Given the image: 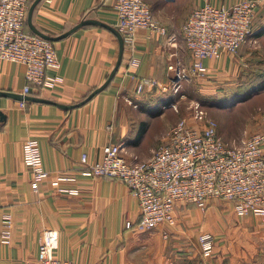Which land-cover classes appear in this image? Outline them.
Segmentation results:
<instances>
[{
    "label": "crops",
    "instance_id": "crops-1",
    "mask_svg": "<svg viewBox=\"0 0 264 264\" xmlns=\"http://www.w3.org/2000/svg\"><path fill=\"white\" fill-rule=\"evenodd\" d=\"M241 1L248 0H145L165 34L139 30L133 53L124 48L111 81L89 100L86 99L92 92L110 77L120 53L116 34L93 24L54 42L61 68L50 69L47 74H60L64 82L52 89L34 87L29 94L50 102L26 101L21 107L18 99L0 96V235L3 217L9 214L12 218L11 242L2 243L0 236V264H26L37 259L46 230L57 233L55 254L74 264H264V222L260 217L241 220L239 231L250 236L245 241L251 240L241 245L245 248L241 255L231 253L227 247L217 257L214 254L196 259L187 250V244L192 242L188 225L201 219L195 205L178 207L169 241L163 237V228L143 233L127 229L128 221L138 222V201L120 180L84 175L86 166L81 162L84 153L89 164L99 161L111 144L122 145L129 161L152 156L166 141L176 119L168 113L175 69L180 66L191 71L193 59L183 37L185 22L205 4L221 7ZM251 1L257 2V8L249 42L261 41L264 0ZM114 3L115 0H41L33 12V24L53 37L84 20L115 28ZM249 42L236 54L224 53L219 59L205 60L211 75L203 82L234 80L243 92L250 84L251 88L260 84L249 97L241 98L242 104L264 94V45L257 47ZM133 54L140 59L138 67L128 66ZM146 78L154 79L158 85L138 93V83ZM26 85L23 65L0 60V92L23 95ZM81 102L84 103L75 106ZM59 105L75 107L65 109ZM248 122L249 133L259 129L264 132L261 118H249ZM28 139L40 142L45 167L51 172L38 190L32 189L33 172L22 159V147ZM56 176H76L75 183L62 182L60 186L77 188L79 193L58 192L53 183Z\"/></svg>",
    "mask_w": 264,
    "mask_h": 264
},
{
    "label": "built area",
    "instance_id": "built-area-1",
    "mask_svg": "<svg viewBox=\"0 0 264 264\" xmlns=\"http://www.w3.org/2000/svg\"><path fill=\"white\" fill-rule=\"evenodd\" d=\"M32 2L0 0V60L25 67L27 85L23 95H29L34 87L52 89L64 82L60 74H47L50 69L61 68L54 42L25 30ZM256 8L257 2L248 0L232 6L205 4L190 14L183 26V37L193 62L191 71L180 66L175 69L174 92L179 90L182 81L209 78L211 71L205 65L206 59H219L224 53L236 54L250 41ZM114 11V26L132 53L139 30L165 34V28L145 0H115ZM139 64L140 59L133 54L128 66ZM156 85L154 79H143L138 83L137 92ZM25 104L20 102L21 107ZM194 105L191 118L174 124L166 141L147 160H127L120 144L107 146L102 158L93 164H89L87 154L82 155L81 162L86 166L84 175L120 180L138 201V222L128 221L127 229L143 233L163 228V237L168 238L176 225L180 205L193 204L205 210L213 200L232 203L235 215L241 219L248 216L264 219V133L255 132L239 145H230L221 138L218 122L208 116L200 103ZM22 159L32 169V189L38 190L51 172L45 167L37 139L24 142ZM76 181V176H56L53 183L58 192L77 195V188L60 186L62 182ZM11 222V216L6 214L0 235L4 244L11 242ZM197 241L202 256L211 258L215 254L216 239L212 232H201ZM57 243L56 232L44 231L38 258L26 264H74L55 254Z\"/></svg>",
    "mask_w": 264,
    "mask_h": 264
},
{
    "label": "rangeland",
    "instance_id": "rangeland-1",
    "mask_svg": "<svg viewBox=\"0 0 264 264\" xmlns=\"http://www.w3.org/2000/svg\"><path fill=\"white\" fill-rule=\"evenodd\" d=\"M249 43L259 47L264 45V40H255ZM262 77L264 78V76ZM236 84L238 83L234 80H227L225 83L224 80L216 79L211 83L208 81L203 82L202 79L197 78L182 81L179 90L177 92L173 91L175 94L172 92V96L169 98L171 108L168 107V113L176 117L174 121V124H176L182 119H190L194 104L200 103L208 116L218 122L219 129H221V138L230 145H239L248 135L253 134L247 130L246 125L249 123V118H261L264 122V94L252 100L249 99L242 104L241 98L249 97L250 93L256 90L257 86L259 88L260 84H255L252 88V84H250L245 92L240 91ZM256 132L264 133L261 129ZM225 135L231 137L226 139ZM197 210L201 215V219L196 220L194 224H191L192 226L188 225V228L192 231V242L187 244V250L195 254L196 259H201L202 256L197 239L203 231L212 232L215 236V257L222 252V249L227 247L230 248L231 253L237 252L238 256L244 252L245 248L243 246H246V242L249 244L251 240L245 241L250 236L244 231L242 234L240 233L239 225L243 222H241L242 219L235 218L232 203L224 200H213L205 210L200 208ZM202 219H204L205 224H203ZM262 220L264 222V219ZM235 238L237 239L235 240ZM164 239L169 241L170 234L168 238Z\"/></svg>",
    "mask_w": 264,
    "mask_h": 264
},
{
    "label": "water",
    "instance_id": "water-1",
    "mask_svg": "<svg viewBox=\"0 0 264 264\" xmlns=\"http://www.w3.org/2000/svg\"><path fill=\"white\" fill-rule=\"evenodd\" d=\"M41 0H34L33 3L31 4L30 6V9L28 11V17H27V22H28V25L31 29V31L46 39V40H49V41H52V42H57L65 37H67L68 35H70L71 33L75 32L77 29L83 27V26H86V25H90V24H93V25H99V26H102V27H105V28H108L110 29L113 33L116 34V36L118 37V40H119V43H120V53H119V57H118V61H117V64L114 68V70L112 71L110 77L108 78V80L106 81L105 84H103L100 88L96 89L95 91L92 92V94L86 99V100H89L91 99L94 95H96L97 93H99L100 91L104 90L106 88V86L108 85V83L111 81V79L113 78V76L115 75V73L117 72L120 64H121V61H122V57H123V53H124V48H125V43H124V40H123V37L122 35L117 31L116 28L114 27H110L104 23H101L99 21H96V20H84L82 21L81 23H79L77 26L73 27L70 31L60 35V36H57V37H53V36H50V35H47L45 34L44 32L40 31L34 24H33V12H34V9L35 7L37 6V4L40 2ZM0 96L2 97H11V98H16L18 99L20 102L22 101H38V102H50V101H46L44 99H39V98H34V97H31L29 95H16V94H13V93H7V92H0ZM84 102H81L79 103V105H75V106H80L82 105ZM61 106L62 108H65V109H71L75 106H67V105H59ZM1 114V113H0Z\"/></svg>",
    "mask_w": 264,
    "mask_h": 264
},
{
    "label": "trees",
    "instance_id": "trees-1",
    "mask_svg": "<svg viewBox=\"0 0 264 264\" xmlns=\"http://www.w3.org/2000/svg\"><path fill=\"white\" fill-rule=\"evenodd\" d=\"M25 30H26L27 32L33 33V32L31 31L29 25H28V22H27L26 25H25Z\"/></svg>",
    "mask_w": 264,
    "mask_h": 264
}]
</instances>
